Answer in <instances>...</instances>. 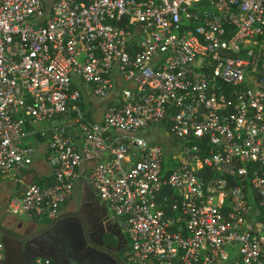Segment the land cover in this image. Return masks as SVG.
Listing matches in <instances>:
<instances>
[{"label": "built area", "instance_id": "built-area-1", "mask_svg": "<svg viewBox=\"0 0 264 264\" xmlns=\"http://www.w3.org/2000/svg\"><path fill=\"white\" fill-rule=\"evenodd\" d=\"M85 165L129 262L264 264V0H0L5 213L49 224Z\"/></svg>", "mask_w": 264, "mask_h": 264}, {"label": "crops", "instance_id": "crops-1", "mask_svg": "<svg viewBox=\"0 0 264 264\" xmlns=\"http://www.w3.org/2000/svg\"><path fill=\"white\" fill-rule=\"evenodd\" d=\"M35 141L39 142L38 138L32 137L27 143L34 146ZM87 167L85 165L80 169L73 196L61 207L58 215L77 214L79 218L70 216L59 220L52 229L27 242L6 239L5 256L0 264H30L39 256L50 258L53 264H132L128 261L129 242L119 227L118 220L88 184L85 177ZM28 173L30 170L24 173L25 184L36 178H47L50 169L46 163L44 171H35L34 179L30 181L27 180ZM1 183L12 185V195L21 192L26 186L13 184L11 179H4ZM33 224L30 222L24 226L19 219L11 217L6 220V226L13 227V232L10 231L19 235L38 232L48 225ZM99 247L110 250L113 256Z\"/></svg>", "mask_w": 264, "mask_h": 264}, {"label": "rangeland", "instance_id": "rangeland-1", "mask_svg": "<svg viewBox=\"0 0 264 264\" xmlns=\"http://www.w3.org/2000/svg\"><path fill=\"white\" fill-rule=\"evenodd\" d=\"M40 125H41V127H43V126H46L48 124H40ZM137 136L145 139L147 142L161 144L164 148H168L169 143L176 140L175 137L169 136L168 133H166L163 129H160V128H151V129H148L146 131L138 132ZM33 144H34V146H32V147L36 150V151H34L35 152V155H34L35 166L33 165L30 169V173L27 174L28 175L27 180H29V181L34 179V172L35 171L42 172V171H44V169L46 167V163H45L46 160H45V157L42 153V150L44 149L46 142L35 141ZM10 186H12V185L11 184L10 185H4L3 183L0 184V224L2 226L6 225V220L11 217L5 213V208L7 206V202L9 200L10 196L12 195V191H11L12 187H10ZM11 218L15 219L14 217H11ZM16 219H19V221H21L24 224V226H26L30 223V221L24 217L19 216ZM40 225H43V224H40ZM10 230L12 231L13 228H10ZM132 264H137V263H132Z\"/></svg>", "mask_w": 264, "mask_h": 264}, {"label": "water", "instance_id": "water-1", "mask_svg": "<svg viewBox=\"0 0 264 264\" xmlns=\"http://www.w3.org/2000/svg\"><path fill=\"white\" fill-rule=\"evenodd\" d=\"M47 140L50 139L49 136L46 137ZM70 216H75L79 218V215L77 214H67V215H63V216H58L55 220H53L51 223H49L45 228H43L42 230H39L38 232L35 233H27V234H15L10 232L9 230H7L5 227H3L2 225H0V236L2 237L3 242H5L6 239H13L19 242H27L30 240H33L39 236H41L42 234H44L45 232L49 231L50 229H52L54 227V225L59 221L62 220L66 217H70ZM82 224L85 227V223L82 221ZM90 242V241H89ZM91 243V242H90ZM102 251L107 252L109 255L113 256V253L108 250L105 249L103 247H99ZM39 257H46V256H39ZM115 258V257H114Z\"/></svg>", "mask_w": 264, "mask_h": 264}, {"label": "trees", "instance_id": "trees-1", "mask_svg": "<svg viewBox=\"0 0 264 264\" xmlns=\"http://www.w3.org/2000/svg\"><path fill=\"white\" fill-rule=\"evenodd\" d=\"M35 137H37L38 138V140L39 141H41V142H46V136H44L42 133H36L35 134ZM26 173V172H25ZM43 180H45V179H41V178H37V179H35V183H41ZM47 180H49V179H47ZM1 237V236H0ZM2 238V237H1Z\"/></svg>", "mask_w": 264, "mask_h": 264}, {"label": "flooded vegetation", "instance_id": "flooded-vegetation-1", "mask_svg": "<svg viewBox=\"0 0 264 264\" xmlns=\"http://www.w3.org/2000/svg\"><path fill=\"white\" fill-rule=\"evenodd\" d=\"M1 225V224H0ZM3 227H5L7 230H9L10 231V228H13V227H8V226H6V225H3ZM11 232V231H10ZM13 232V231H12Z\"/></svg>", "mask_w": 264, "mask_h": 264}]
</instances>
